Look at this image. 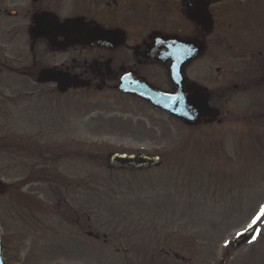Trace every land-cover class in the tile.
<instances>
[{
    "label": "rangeland",
    "instance_id": "obj_1",
    "mask_svg": "<svg viewBox=\"0 0 264 264\" xmlns=\"http://www.w3.org/2000/svg\"><path fill=\"white\" fill-rule=\"evenodd\" d=\"M68 91L50 95L42 110L21 101L0 106V142L23 143H0L6 264H264V216L255 240L232 246L264 205V159L243 134L240 147L232 137L246 131L233 130V121L189 129L147 104ZM44 144L63 153L45 170L28 149ZM112 150H158L161 163L109 168ZM68 207L86 222L70 219Z\"/></svg>",
    "mask_w": 264,
    "mask_h": 264
},
{
    "label": "flooded vegetation",
    "instance_id": "obj_2",
    "mask_svg": "<svg viewBox=\"0 0 264 264\" xmlns=\"http://www.w3.org/2000/svg\"><path fill=\"white\" fill-rule=\"evenodd\" d=\"M176 55L212 109L195 122L134 88L138 79L175 90ZM80 88L107 104H147L189 129L233 121L246 131L232 133L236 146L243 134L264 159V0H0V106L42 110L50 95Z\"/></svg>",
    "mask_w": 264,
    "mask_h": 264
},
{
    "label": "water",
    "instance_id": "obj_3",
    "mask_svg": "<svg viewBox=\"0 0 264 264\" xmlns=\"http://www.w3.org/2000/svg\"><path fill=\"white\" fill-rule=\"evenodd\" d=\"M194 46L196 43L193 42ZM171 59L176 60L173 62V76L177 83V87L174 91H163L159 89H155L152 87H147L145 84L143 87L138 89V91L152 99L158 105L167 108L169 111L173 113H177L181 117L187 120H197L199 116L205 114V104L206 97L202 95L196 87L191 83H188L184 80L181 75L180 70V62L182 58L180 56H171ZM124 82V80H123ZM139 84V82H138ZM136 85V84H135ZM141 85V84H140ZM190 98H193L192 101ZM203 99V100H202ZM191 101V102H190ZM158 159L156 155H149L147 153H119L114 152L110 155V165L120 166V165H127V166H143L148 165L150 162H155ZM2 186L0 184V190ZM255 230V227H250L248 230L243 231L240 233L239 236L233 241V245L237 246L241 242H243L246 238H248ZM1 247V244H0ZM0 264H4L1 256H0ZM220 264V263H218Z\"/></svg>",
    "mask_w": 264,
    "mask_h": 264
},
{
    "label": "snow or ice",
    "instance_id": "obj_4",
    "mask_svg": "<svg viewBox=\"0 0 264 264\" xmlns=\"http://www.w3.org/2000/svg\"><path fill=\"white\" fill-rule=\"evenodd\" d=\"M261 216H264V205L261 206L260 212L257 214V217H255V218L253 219V223H255L256 220L259 219ZM249 227H251V225H249ZM252 239L255 240L256 237L253 236ZM250 242H251V241H250ZM225 243L227 244L228 242L226 241Z\"/></svg>",
    "mask_w": 264,
    "mask_h": 264
}]
</instances>
